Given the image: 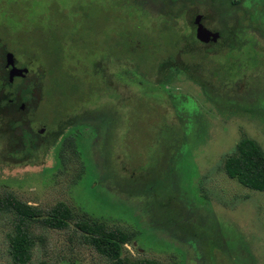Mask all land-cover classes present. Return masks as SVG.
I'll return each mask as SVG.
<instances>
[{
  "label": "rangeland",
  "instance_id": "1",
  "mask_svg": "<svg viewBox=\"0 0 264 264\" xmlns=\"http://www.w3.org/2000/svg\"><path fill=\"white\" fill-rule=\"evenodd\" d=\"M183 10L192 22L170 28L164 16ZM198 16L216 39L197 38ZM184 30L196 41L182 38L183 51L213 62L187 53L155 74ZM8 52L23 76L10 77ZM23 128L38 134L26 161L6 155ZM243 137L264 151V0H0V197L64 202L79 219L136 231L124 252L133 260L264 264V191L224 170ZM11 230L0 215V264L12 261ZM33 231L30 264H111L74 221Z\"/></svg>",
  "mask_w": 264,
  "mask_h": 264
},
{
  "label": "trees",
  "instance_id": "2",
  "mask_svg": "<svg viewBox=\"0 0 264 264\" xmlns=\"http://www.w3.org/2000/svg\"><path fill=\"white\" fill-rule=\"evenodd\" d=\"M183 11L179 12L178 14L168 13L164 16L170 21V28L175 29L176 27H179V22L181 19L184 20V24L187 26L192 22L194 16L191 14V12ZM182 32L184 33L180 34L177 40L173 42L175 45V51L173 54L170 53L161 61L159 67H157L155 70V74L160 72L166 63L169 65L178 59L182 60L184 55L187 53H189L190 58L195 62L201 57H203L205 60H212L211 57L213 56H211L212 54L208 53L209 51L201 52L196 51L195 49L192 51H183V47H181L183 39H185L189 46L193 44L196 39L193 34L187 33L185 30ZM137 44H140V42L138 43L131 39L127 40V49L130 51V53L132 52L133 55L138 54L134 52L141 51L140 49H136ZM227 50L233 51L234 48H224V50L217 54L214 58L216 59V57L219 56L224 58V54L227 53ZM100 63L101 62H98L94 66L96 71L94 74H98L101 78H103V72L99 68L101 65ZM216 63L217 67L212 66V69L214 68L213 76H218V70L221 69L222 65L224 66V63L219 61ZM237 66L239 65L236 63H231L226 67L229 69ZM226 67H224V69ZM40 68L41 69L38 70V79L40 80V89L42 90V93L45 94L43 83L45 82L46 68L43 66ZM152 74L154 73L151 72L150 76ZM144 75L146 74L144 73ZM18 100L19 99L14 95L13 97H8L7 102L10 106L17 108ZM61 120L62 121L59 123V128L62 127L63 124L65 125L69 122L73 124L76 119L68 117L67 119ZM15 124L19 125V121L17 122L15 119L11 120L10 126L13 127ZM35 135L38 136L34 130L30 132L23 128L22 140L17 139L18 145L7 150V157L26 161L24 160V157L29 151L35 152L39 149V147L34 144L36 140L34 137ZM67 138H69V145L74 146V149H76L77 145L75 138H73V136H68ZM20 142H23V149L17 148L20 145ZM72 142L74 144H72ZM63 146L65 147V143ZM224 170L230 178L236 179L245 187L256 191H264V151L256 139L243 137L237 143L235 151L224 159ZM3 214L10 215L12 223L9 248V254L12 261L10 264H30L33 257V249L36 244V236L33 230L37 223L41 222L45 226L64 229L70 225V221L75 222L78 229L83 231L86 237H88L87 241L92 244L101 254L106 256L111 261V264H158V262L153 259L144 258L133 260L129 255H124L125 245L132 242L136 238V231H130L127 228L119 225L108 226L104 222L95 219H79L77 213L64 202H59L50 207L48 210H43L37 205L29 204L17 198L15 195L7 193L5 196L0 197V215ZM40 264L49 263L43 261Z\"/></svg>",
  "mask_w": 264,
  "mask_h": 264
},
{
  "label": "water",
  "instance_id": "3",
  "mask_svg": "<svg viewBox=\"0 0 264 264\" xmlns=\"http://www.w3.org/2000/svg\"><path fill=\"white\" fill-rule=\"evenodd\" d=\"M202 18L203 16H198L195 18L197 25H198L197 30H196L197 38L203 41H209L210 39H216L218 34L207 30L201 22ZM6 59H7V65L11 66V72H10L11 78H13L15 75H18V74L21 75L22 73L28 71L27 68H19L17 66V59L13 53L8 52Z\"/></svg>",
  "mask_w": 264,
  "mask_h": 264
},
{
  "label": "flooded vegetation",
  "instance_id": "4",
  "mask_svg": "<svg viewBox=\"0 0 264 264\" xmlns=\"http://www.w3.org/2000/svg\"><path fill=\"white\" fill-rule=\"evenodd\" d=\"M18 66V65H17ZM20 68V67H19ZM8 69H10L11 70V66H8ZM21 76H23V74L21 75Z\"/></svg>",
  "mask_w": 264,
  "mask_h": 264
}]
</instances>
